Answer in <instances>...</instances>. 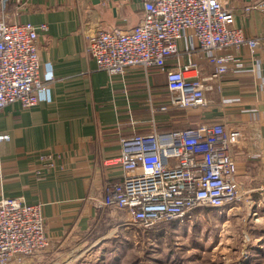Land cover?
<instances>
[{
  "label": "crops",
  "instance_id": "crops-1",
  "mask_svg": "<svg viewBox=\"0 0 264 264\" xmlns=\"http://www.w3.org/2000/svg\"><path fill=\"white\" fill-rule=\"evenodd\" d=\"M220 1L233 9L244 35L259 43L252 52L245 44L217 52L231 70L208 82L205 108L172 109L163 71L132 66L110 75L86 49V32L94 25L103 30L136 25L143 0H0V17L5 13L11 23L46 27L36 41L42 81L37 102L23 107L15 101L0 109V198L40 204L49 237L32 264H47L64 245H96L124 223L123 210L101 205L105 184L122 175L105 161L118 153L122 138L153 128L166 132L220 122L238 131L231 155L244 199L226 211H241L243 234L264 229V4L246 11L257 0ZM188 63L194 64L184 73L190 79L203 80L214 71L193 30L185 28L165 64L177 70ZM263 239L260 232L254 238Z\"/></svg>",
  "mask_w": 264,
  "mask_h": 264
},
{
  "label": "built area",
  "instance_id": "built-area-1",
  "mask_svg": "<svg viewBox=\"0 0 264 264\" xmlns=\"http://www.w3.org/2000/svg\"><path fill=\"white\" fill-rule=\"evenodd\" d=\"M263 4L264 0H257L243 9ZM142 10L140 21L127 29L92 26L86 32V49L97 68L110 75H121L132 66L163 71L172 109L205 108L208 82H217L231 70L230 61L217 52L243 44L252 52L259 43L234 24L233 9L220 0H143ZM45 28L44 24L11 23L5 13L0 17V109L15 101L23 107L37 102L42 81L36 41L38 30ZM185 28L193 30L197 48L214 65L213 73L203 80L185 76L193 63L177 70L166 68L165 60L177 52ZM46 77L53 79L51 73ZM239 137L225 124L209 122L166 132L153 128L122 138L118 153L105 161L118 166L121 179L105 184L101 205L123 210L125 220L139 229L196 209L229 210L244 199L231 155ZM48 245L40 204L0 198V264H32V256ZM75 259L68 257L64 264Z\"/></svg>",
  "mask_w": 264,
  "mask_h": 264
},
{
  "label": "rangeland",
  "instance_id": "rangeland-1",
  "mask_svg": "<svg viewBox=\"0 0 264 264\" xmlns=\"http://www.w3.org/2000/svg\"><path fill=\"white\" fill-rule=\"evenodd\" d=\"M226 210H192L148 229L129 224L124 215V223L96 245H64L46 263L64 264L74 257L71 264H264V239L254 240L264 229L243 234L241 211Z\"/></svg>",
  "mask_w": 264,
  "mask_h": 264
},
{
  "label": "trees",
  "instance_id": "trees-1",
  "mask_svg": "<svg viewBox=\"0 0 264 264\" xmlns=\"http://www.w3.org/2000/svg\"><path fill=\"white\" fill-rule=\"evenodd\" d=\"M196 210H198V209H196Z\"/></svg>",
  "mask_w": 264,
  "mask_h": 264
}]
</instances>
